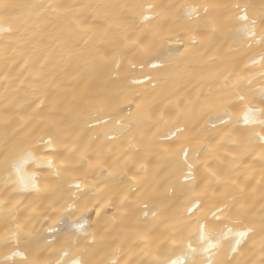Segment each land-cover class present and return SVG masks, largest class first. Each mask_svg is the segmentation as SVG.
<instances>
[{
  "label": "bare ground",
  "instance_id": "1",
  "mask_svg": "<svg viewBox=\"0 0 264 264\" xmlns=\"http://www.w3.org/2000/svg\"><path fill=\"white\" fill-rule=\"evenodd\" d=\"M262 22L264 0H0V264H264Z\"/></svg>",
  "mask_w": 264,
  "mask_h": 264
},
{
  "label": "snow or ice",
  "instance_id": "2",
  "mask_svg": "<svg viewBox=\"0 0 264 264\" xmlns=\"http://www.w3.org/2000/svg\"><path fill=\"white\" fill-rule=\"evenodd\" d=\"M151 7H152L151 5L148 6L149 9ZM237 7H240V6L237 5ZM186 11H188V14L191 15V13L193 11H195V9H193L191 6H188L187 9H186ZM148 18H149L148 16H145L144 17V19H148ZM238 19L239 20H242V21H245V23L242 24L237 29V31L241 34V36L244 37V38H253V37H256V35H257V33H256V27H255L256 26V21L255 20H252V21L249 22V17L247 16L246 12L244 14H242V15H239L238 16ZM262 24H264V22H262ZM257 42L264 43V31H261L260 32V34H259V41H257ZM153 67H155V65H153ZM250 111L251 110H249V112ZM244 120H245V123H248L250 121V117H249L248 114L245 115ZM261 123H264V121H261ZM179 130L180 129H177V131H179ZM174 134L175 133H173V135ZM262 139H264V137H262ZM48 143L50 144L51 141L49 140ZM185 155H187V153H185ZM29 156H31V153H29ZM50 163L51 162L49 161V165H50ZM14 167H16V166L14 165ZM191 167L192 166L189 165V168H191ZM19 171H20V169L17 167V172L19 173ZM191 178H192L191 177V174H189V176L185 177V179H191ZM76 186H77V188H79V184H77ZM33 187H35V185H33ZM78 227H83V225L81 224ZM246 234H247L246 232H240L239 233V236L240 237H243ZM17 236H18V233H14L13 236H12V239L13 240H16V237ZM201 238L203 239V234H202ZM7 243H8V240L6 239L5 240V244H7ZM238 243H239V241H237V244ZM189 247H191V246H189ZM13 255L14 256H21V257H23V253L20 252V251H15L13 253ZM64 255L67 256L68 255V252H65ZM25 259H26V257H25ZM65 264H66V262H65ZM71 264H86V262H83V261L78 260V259H74V260H72ZM165 264H168V262H165ZM170 264H183V260H181V259H173V260H171Z\"/></svg>",
  "mask_w": 264,
  "mask_h": 264
}]
</instances>
